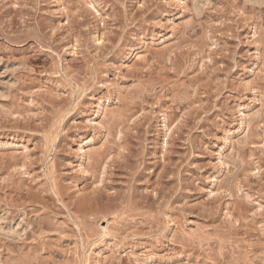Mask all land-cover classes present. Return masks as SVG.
I'll return each instance as SVG.
<instances>
[{"label": "rangeland", "instance_id": "obj_1", "mask_svg": "<svg viewBox=\"0 0 264 264\" xmlns=\"http://www.w3.org/2000/svg\"><path fill=\"white\" fill-rule=\"evenodd\" d=\"M0 264H264V0H0Z\"/></svg>", "mask_w": 264, "mask_h": 264}]
</instances>
